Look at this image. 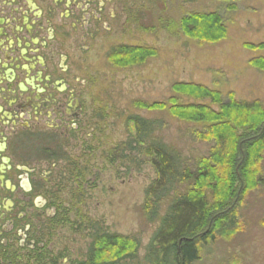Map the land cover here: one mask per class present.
Masks as SVG:
<instances>
[{
  "label": "rangeland",
  "instance_id": "obj_1",
  "mask_svg": "<svg viewBox=\"0 0 264 264\" xmlns=\"http://www.w3.org/2000/svg\"><path fill=\"white\" fill-rule=\"evenodd\" d=\"M125 9L129 11L128 25L117 7L115 15L121 13V20L115 19L112 29L103 30L86 44L70 46L88 115L81 138L69 142L66 160L59 162L68 167L67 172L70 164L82 171L81 203L75 179L61 194L69 213L63 235H57L56 241L58 248L66 250V264L85 259L97 227L140 238L141 258L158 228V224H146L141 216L145 191L156 173L146 156L128 151L126 117L163 122L166 129L154 135L191 160L210 151L211 144L187 135L195 125L179 122L167 112L136 109L134 102L165 103L175 96V83H186L218 92L224 101L232 95L238 102L261 101L264 105V69L253 65L264 60V49L259 47L264 45V0H129ZM193 12L218 13L228 29L226 39L201 44L161 26L167 21L163 16L177 21ZM116 45L152 47L158 56L144 66L115 68L106 57ZM103 90L111 96L104 112L96 101ZM180 100L184 105L210 104L187 97ZM262 167L264 174V157ZM243 216L241 230L227 240H218L198 264H264V188L249 194Z\"/></svg>",
  "mask_w": 264,
  "mask_h": 264
},
{
  "label": "trees",
  "instance_id": "obj_2",
  "mask_svg": "<svg viewBox=\"0 0 264 264\" xmlns=\"http://www.w3.org/2000/svg\"><path fill=\"white\" fill-rule=\"evenodd\" d=\"M163 18L167 19L161 24L164 30L201 44H218L228 35L218 13L193 12L177 21ZM259 47L264 49V45ZM157 56L152 47L116 45L106 59L115 68H133ZM253 65L264 69V60ZM172 91L175 96L165 103L134 102L133 106L167 112L179 122L195 125L187 135L211 144L208 155L191 160L154 135L166 129L163 122L126 117L128 151L146 156L156 173L145 191L141 216L146 224H158V228L141 258L140 238L97 227L85 259L77 264H198L218 240H227L241 230L249 194L264 188V105L261 101L238 102L232 95L224 101L220 93L195 84L175 83ZM98 95L96 101L104 112L111 96L108 92ZM181 97L210 104L184 105ZM78 173L74 179L82 180V171ZM82 196L80 192V203ZM68 213L65 210V219Z\"/></svg>",
  "mask_w": 264,
  "mask_h": 264
},
{
  "label": "flooded vegetation",
  "instance_id": "obj_3",
  "mask_svg": "<svg viewBox=\"0 0 264 264\" xmlns=\"http://www.w3.org/2000/svg\"><path fill=\"white\" fill-rule=\"evenodd\" d=\"M128 5L0 0V264L67 263L61 194L80 170L59 162L88 115L70 46L112 29L117 7L128 25Z\"/></svg>",
  "mask_w": 264,
  "mask_h": 264
}]
</instances>
